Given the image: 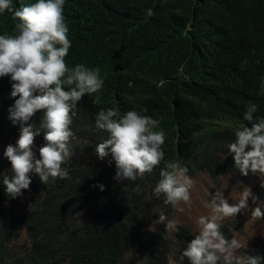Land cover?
I'll return each instance as SVG.
<instances>
[{
  "label": "clouds",
  "instance_id": "clouds-1",
  "mask_svg": "<svg viewBox=\"0 0 264 264\" xmlns=\"http://www.w3.org/2000/svg\"><path fill=\"white\" fill-rule=\"evenodd\" d=\"M73 1L23 0L16 7L13 0H0V14H10L14 24L9 26L0 15V86L5 97L0 150L7 136L19 135L0 157L3 164H11V176L0 173L5 192L10 198L22 196L33 174L43 183L38 188L50 178L69 179V166L85 173L94 169L91 187L97 192L116 183L134 184L159 167L154 195L163 194L166 205L187 204L192 177L201 172L191 173L195 158L184 143L177 113L165 106V79L136 84L117 76L114 67L105 69L96 58L98 54L111 64L118 58L130 64L144 62L143 37L149 39L145 50L150 54L158 27L151 17L153 9L147 10L139 0H107L104 12L111 20L101 22L104 54H93L85 39L90 25L65 15V7ZM232 48L223 71L229 77L213 83L214 89L195 101L200 117L186 135L192 143L200 137L216 138L220 163L235 171L233 176L222 169L218 177L227 173L248 189L236 203H230L221 190L213 194L210 215L199 217L198 231L181 254V260L187 257L191 264H261L264 260L260 255L240 254L244 245L221 231V222L247 211L248 201L251 217L264 220V195L258 191L264 187V116H254L258 107L251 103L264 95V77L239 74L249 65L250 56L246 51L236 55ZM172 90L170 99L176 104ZM241 106H246L243 118L231 119V112ZM80 130L89 137L83 140L82 151L74 153L72 143ZM39 134L45 142L36 137ZM35 138L43 145L34 151ZM83 176L76 173L73 180ZM166 216L171 215L161 212L153 223L164 224L165 234L167 229L178 231L175 221L164 223ZM16 254L18 264H34L23 253Z\"/></svg>",
  "mask_w": 264,
  "mask_h": 264
},
{
  "label": "trees",
  "instance_id": "trees-1",
  "mask_svg": "<svg viewBox=\"0 0 264 264\" xmlns=\"http://www.w3.org/2000/svg\"><path fill=\"white\" fill-rule=\"evenodd\" d=\"M22 1L13 3L19 7ZM106 1L74 0L65 7L67 17L90 25L85 39L93 54H104L101 22L111 20L104 12ZM139 3L147 10L153 9L151 17L158 24L150 54L145 50L149 39L144 36L140 45L146 60L130 64L122 58L111 59L112 65L97 54V63L105 69L114 67L117 76L124 75L136 84L165 79V106L177 113L184 143L195 158L191 173L218 178L225 169L235 176V171L220 163L216 138L200 137L192 143L186 132H191L200 117L195 101L214 89L213 83L229 77L223 71L230 47L236 55L246 51L250 56L249 65L237 70L239 74L264 77V0H139ZM0 15L9 26H14L10 14ZM172 88L176 104L170 99ZM251 103L258 107L254 116H264V95L260 93ZM4 104L0 86V113ZM245 111L246 106H241L231 112L230 118L242 119ZM4 125L0 117V127ZM36 137L45 142L43 134ZM86 137H89L86 131L76 133L72 143L74 153L82 151ZM68 170L69 179L50 178L39 188L43 183L33 174L29 189L17 198L7 195L0 177V264L3 260L5 264H18V258L14 257L17 254L9 251L13 250L15 231L24 224L28 245L19 254L34 264H168L171 256L180 264H191L187 257L181 260V254L195 233L182 224L170 241L165 225L153 223L161 212L174 215V206L164 203V195H154L160 179L159 167L138 177L134 184L116 183L114 188L99 192L91 187L94 169L85 173L69 166ZM0 173L11 176L10 161L0 162ZM76 173L84 174L83 178L73 180ZM236 173L242 175L239 170ZM258 191L264 195V187ZM232 220L235 218L221 222V231L229 240L238 227ZM240 253L264 257V245L241 248ZM140 256H144L142 263L136 260Z\"/></svg>",
  "mask_w": 264,
  "mask_h": 264
},
{
  "label": "rangeland",
  "instance_id": "rangeland-1",
  "mask_svg": "<svg viewBox=\"0 0 264 264\" xmlns=\"http://www.w3.org/2000/svg\"><path fill=\"white\" fill-rule=\"evenodd\" d=\"M18 137L19 135H14L7 136L5 138L3 147L0 150V157L3 155L6 147L9 144H16ZM41 145H43L41 141L35 138L34 151L37 150ZM0 162L4 163L1 160ZM192 180L193 187L190 189V201L187 204L181 202L176 205L174 207V215L172 217L166 216L167 219L164 223L175 221L178 228L183 224L194 233H197L198 231L197 221L199 217L202 215H210L211 209L208 207V205L210 204L213 194L217 190L223 191L230 203H236L241 193L247 188L245 183H241L237 178H234L227 173L221 174L218 178H213L205 173H197L192 177ZM248 205L249 208L247 211L234 216L236 219L232 220V223H235L238 226L237 229H234L232 238L235 237L238 239L244 245L243 248H256L260 246V244L264 243V220H254L251 217V210L253 208L249 201ZM175 232V230L167 229L166 235L170 241L174 240ZM27 245L28 239L26 236V226L24 224L20 226L15 232L12 251L15 253H24ZM130 256H132V253H130ZM136 260L142 263L144 261V256H140ZM168 264L180 263H178L176 259L170 258L168 260Z\"/></svg>",
  "mask_w": 264,
  "mask_h": 264
}]
</instances>
